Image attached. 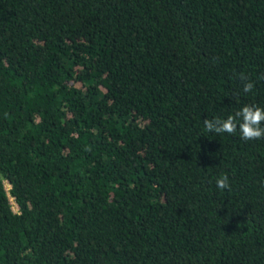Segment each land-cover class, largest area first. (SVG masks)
<instances>
[{
    "label": "trees",
    "instance_id": "trees-1",
    "mask_svg": "<svg viewBox=\"0 0 264 264\" xmlns=\"http://www.w3.org/2000/svg\"><path fill=\"white\" fill-rule=\"evenodd\" d=\"M244 105L264 0H0V264H264Z\"/></svg>",
    "mask_w": 264,
    "mask_h": 264
},
{
    "label": "clouds",
    "instance_id": "clouds-1",
    "mask_svg": "<svg viewBox=\"0 0 264 264\" xmlns=\"http://www.w3.org/2000/svg\"><path fill=\"white\" fill-rule=\"evenodd\" d=\"M243 85V91L249 93L253 90V83L243 74L240 75ZM204 128L208 132L217 134L227 133L235 134L239 131L240 137L243 140L260 139L264 137V108L253 105H244L233 115H229L226 119H204ZM218 189L230 190L229 177L222 174L216 179Z\"/></svg>",
    "mask_w": 264,
    "mask_h": 264
},
{
    "label": "rangeland",
    "instance_id": "rangeland-1",
    "mask_svg": "<svg viewBox=\"0 0 264 264\" xmlns=\"http://www.w3.org/2000/svg\"><path fill=\"white\" fill-rule=\"evenodd\" d=\"M4 184H5V187L6 188H8V185H7V183L6 182H4ZM10 199V202H11V207H12V209L15 211L16 210V205L13 203V201H12V199L11 198H9Z\"/></svg>",
    "mask_w": 264,
    "mask_h": 264
}]
</instances>
